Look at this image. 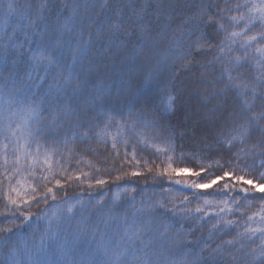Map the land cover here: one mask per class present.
<instances>
[{
  "label": "trees",
  "instance_id": "trees-1",
  "mask_svg": "<svg viewBox=\"0 0 264 264\" xmlns=\"http://www.w3.org/2000/svg\"><path fill=\"white\" fill-rule=\"evenodd\" d=\"M44 2L46 7L41 10V0H0V89L5 100L9 98L8 88L12 86L13 79L17 85H24V94L28 97L44 99L45 107L65 102L77 106L99 92L105 100L120 95L135 104L136 109L146 106L149 112L159 117L171 96L172 107L163 115V122L175 130L174 151L168 153L174 157L173 166L187 167L192 171H200L208 164H213V167L206 168L200 177L156 175L166 166L165 154L145 149L136 143L131 129L117 127L121 121L119 113L127 115V105L121 108L120 105L108 104L101 108L98 102L91 115L100 122V127L109 112L115 116L109 132L117 139L119 155L111 148L109 138L106 145L92 142L96 152L88 151L86 145L77 140L69 156L67 148L58 143L65 133L71 134L67 123L56 130L45 129L35 137L31 147L34 150L35 143H40L39 162L30 167L29 161H22L21 174L11 181L21 193L20 196L16 193L11 195L17 199L21 212L29 214L30 219H17L19 213L12 214L10 209L15 206L6 207L4 198L8 182L0 184V227L13 229L12 233H0V264L13 251L20 264H32L37 258L40 264H103L107 260L104 248L114 247L123 231L124 219L131 222L133 212L141 207L145 211L137 216L138 221L149 217L157 223L162 220L173 226L170 235L182 230L187 233V240L206 242L209 247L201 264H261L254 257L264 246V201L260 199L264 191H255L251 185L229 178L206 189H196L190 184L211 178L209 173L222 176L223 171L231 170L225 164L231 153L216 143L218 118L240 113L243 104L236 89L224 87V70L229 69L233 77H240L250 84L255 82V77L260 75L256 67L260 54L255 49L264 46V38L260 35L264 32V25L254 23L253 31L248 28L245 31L244 19L239 23L230 21L231 16L244 17L245 8L241 0H227V8L226 0H108L103 9L99 7L102 0ZM9 3H12L14 11L8 10ZM73 3L81 6L74 21L67 19ZM142 6L144 18L137 21L135 12ZM202 7L207 8L217 23H201L196 19ZM117 10L120 11L119 16L116 15ZM114 22L122 25L120 31L111 29ZM66 23L70 31L65 28ZM221 23L223 30L219 27ZM138 24L145 25L147 32L142 33ZM124 29H128L130 34L126 35ZM233 31L241 35L227 39ZM249 36H256V41H247ZM198 40L199 48L196 46ZM246 47L247 59L237 64L235 58L244 56ZM34 52L50 56L52 63L45 60L34 68L30 59ZM185 61H189L187 65ZM65 77L71 78L72 86L80 84L75 98L70 99L71 86L57 91ZM6 79L8 88H3ZM248 96L253 112L264 110V85L257 88L255 99H251V92ZM16 107L13 105V110ZM7 114L0 116V122ZM42 115L47 117V112ZM13 119L19 122L20 117L17 115ZM42 122L47 124L46 119ZM259 136L258 131L253 132L249 145L255 143ZM123 139L130 141L127 146L129 153L135 146L137 159L141 161L139 165L130 155L125 158ZM240 147L243 145H237L231 152ZM45 149L57 150L51 157V165L56 178L61 179L62 188L55 186L43 163ZM145 160L153 172L147 170ZM262 160L264 157L249 156L242 161L246 172L237 171L236 174L264 184V180H260V173L264 172V167H260ZM87 161H91L94 167L90 168ZM215 161L225 164V167H216ZM33 167L35 175L30 174ZM62 168L67 169L63 175ZM95 168L100 171H95ZM133 170L142 175L131 176ZM81 171L90 175L81 176L80 180H65L66 175L75 176ZM125 172L129 175H124ZM2 173L3 169H0V181L4 179ZM43 175H49L51 182L41 180ZM116 176H121V179L116 180ZM96 178L108 182L96 185ZM17 179L20 184L16 183ZM177 180L181 183H176ZM89 183L93 185L91 188ZM225 183L229 184L228 189L223 188ZM30 184L37 188V193H32L28 187ZM46 186L54 189L56 199L49 195L45 203L43 194ZM242 187L249 189L247 199L240 191ZM117 194L119 199H114ZM33 195L40 203L35 200L23 203ZM205 200L209 203L205 204ZM237 200L239 203L234 202ZM158 201L164 204V208L159 207ZM69 206H72L71 213L67 212ZM197 207L202 211L195 212ZM53 213L59 219H54L53 229L48 233L51 238L46 237L42 249L37 252L39 238ZM13 219L15 225L7 222ZM229 220L233 224L226 227L224 222ZM213 225L217 227L213 228ZM249 228L259 231L250 233L246 231ZM209 232L213 233L211 240L208 239ZM229 240L237 242L228 245L226 241ZM217 246L221 254L209 255Z\"/></svg>",
  "mask_w": 264,
  "mask_h": 264
},
{
  "label": "snow or ice",
  "instance_id": "snow-or-ice-1",
  "mask_svg": "<svg viewBox=\"0 0 264 264\" xmlns=\"http://www.w3.org/2000/svg\"><path fill=\"white\" fill-rule=\"evenodd\" d=\"M108 0H102L99 7L103 9L107 6ZM46 7L44 0H41L39 8L42 10ZM65 7H69L65 5ZM80 4L73 3L70 6V13L67 17L68 20H73L78 15V9ZM87 7V5L85 6ZM159 7V4H158ZM237 8L240 7L239 4L236 5ZM225 8H227V0L225 2ZM8 10L14 11L12 3L8 4ZM144 7L142 6L139 10L135 12L137 21H142L144 18ZM223 11V10H222ZM251 11V9H250ZM256 11L260 13L258 17H249L245 24V31L248 28V25L254 24L256 20H259L262 25H264V5L260 8H257ZM117 16L120 15V11L117 10ZM207 16V20H205ZM196 19L201 23H217L213 19V16L208 13L207 8L202 7L201 12L197 14ZM231 22L239 23V20H243L244 17L241 15L239 18L237 16H231ZM30 26H35L30 24ZM138 27L141 28L142 33L147 32V28L143 24H138ZM220 29H224V25L219 24ZM67 30V23L65 24ZM111 29L114 31H120L122 25L120 23L114 22L111 25ZM125 34H130L128 29H124ZM240 32H230L227 36V39H233L234 37L240 36ZM261 37L264 38V32L260 33ZM256 36L247 37V41H256ZM235 41L233 40V43ZM197 48L200 47L199 40L196 42ZM221 52L224 51L223 48L220 49ZM229 51H231L229 47ZM257 53L260 54V58L256 60V67L260 75L255 77V82L250 84L249 82L244 81L240 77H233L229 69L224 70V75L226 76L225 88H234L237 90L238 94L242 98L243 108L240 113L230 114L228 117L218 118V139L216 140L217 144L225 147L231 155L225 161V164L229 166L231 170L223 171L222 176H217L214 173H209L211 178H206L203 182H192L191 187L196 189H206L215 185L218 181L229 178L235 180L237 183H242L243 185H251L255 191H262L264 185L255 182L253 179H246L245 175L236 174L246 172V166L242 165V161L246 160L249 156H260L264 157V110L260 112L252 111V103L249 99L248 93H252L251 99H255L257 95V88L260 85H264V46L257 47L255 49ZM247 47L245 48L244 56L236 57L235 62L240 64L242 61L247 59ZM34 68L38 67L45 60L48 63H52V58L50 56L44 55L43 52H34L30 57ZM189 61H185L187 65ZM31 73L29 74V79H31ZM71 86L72 88V98H75L80 91V84L77 83L75 86H72L71 78L65 77L63 85H59L57 91L59 92L64 87ZM3 88H8L7 79L3 85ZM7 100L4 99L3 90L0 89V116H3V113L7 112V116L3 117V122H0V169H3V180L0 181V184H3L4 181L8 182V187L5 191L4 198L6 200V207L8 205L15 206L14 209H10L13 215L17 216V219L23 218L24 220L30 219V215L23 213L20 210V205L17 199L13 198L11 193H16L17 196H20L21 193L14 186L11 181L13 177L19 176L21 174V163L22 161H29L30 167L34 166L39 162L41 157V145L37 141L35 143V149L31 147L34 138L39 136L45 131V129L56 130L62 128L66 123L70 125L71 134L65 133L62 140L58 143H62L68 150V155L71 156L75 147V143L79 140L81 143L85 144L88 151L96 152V149L93 148L92 142L95 141L97 144H107L109 138L111 139V148L117 150V139L115 136H111L109 128L111 127L112 121L115 119V116L112 112L107 114L106 120L103 122V126L100 127V122L95 120L91 115V110L93 107L99 106L101 108L106 107L108 104L120 105L121 108L127 105L128 112L125 116L123 113H119L121 116V121L117 123L118 129H131L133 135L136 138V143L144 146L145 149H154L157 153L165 154V163L166 166L156 173V175H167L171 178V175H180V174H189L195 177H200L201 173L206 170V168L213 167V164H208L206 168L201 167L200 171H192L191 169L184 167H174V157L171 154H168L170 151H174L173 138L175 136V130L169 129L168 125L163 122V115L171 110L173 97L169 96L167 104L164 109L161 110V115L157 117L154 113H151L145 107H140L136 109L135 104L127 101L120 95H117L114 99L109 97L105 100L104 96L99 92L94 93L92 96L86 98L82 103L77 106H73L69 102L63 104L57 103L55 106L45 107L46 101L44 99H35L34 97H28L24 94V85H17L16 81L13 79L12 86L8 88ZM13 105L17 107L13 110ZM47 112V117H44L42 114ZM115 112V108H113ZM19 115V122H16L13 118ZM47 120V124H44L42 121ZM139 126V127H137ZM258 131L260 133L259 138L255 143L249 145V139L253 132ZM161 143H157V141ZM121 143L125 146V158L129 155L132 160L136 162L137 165L141 163L137 159L136 148L132 147V151L129 153L127 151V146L130 144L128 139H123ZM11 145V156L9 155V146ZM237 145H243L236 152H231V149ZM56 149H45L43 152V163L47 166V172L51 174L52 178L55 181V186L57 188H62L63 184L61 179L56 178V173L52 171L51 157L56 152ZM116 154L119 155V151H116ZM83 159V157H81ZM79 162V161H77ZM88 166L94 167L91 161H87ZM145 166L149 172H153V168L148 164V161H144ZM216 167L223 169L225 164H221L219 161L214 162ZM11 165V167H9ZM260 167H264V160L261 161ZM95 171H100L99 168H95ZM67 172V169H61V174ZM35 175L34 167L33 171L30 173ZM90 173L81 171L80 174L73 176L68 174L65 176L66 181H71L72 179L80 180L81 176L88 177ZM124 175H129L125 172ZM133 177L141 176L142 173L136 170L131 171L130 173ZM116 180H120L121 176H116ZM41 180L50 183L49 175H43ZM260 180H264V172L260 173ZM108 181L103 178H96V185H104ZM17 184H20L19 179L16 180ZM176 183H181L177 180ZM90 188L93 186L91 183L88 185ZM32 193H37V188L33 185H29ZM235 189V185L232 186ZM224 189L229 188V184L225 183L223 185ZM127 191V189H125ZM244 193V198L247 199V194L249 192L248 188L242 187L240 189ZM44 195V202H47V197L51 195L53 200L56 199V193L52 187L46 186V192ZM114 199H119L117 194ZM134 199V198H133ZM187 199V198H185ZM260 199L264 201V196H261ZM30 200H35L36 203H40V200L36 198V195L30 197V199H24L23 203L28 204ZM239 203V201H234ZM160 208H164L162 202H157ZM209 201L205 200V204ZM149 208L151 206H148ZM145 211L144 207L136 209L132 216L133 219L131 222L127 218L123 221V231L119 235V238L115 241L114 247L109 249L108 247L104 248V255L107 257V260L103 264H201V261L204 259L205 250L209 247L205 242L201 244L200 241H189L186 239L187 233H184L182 230H176L174 235L173 226L170 223L165 221H159L158 223L154 218L149 217L147 220L138 221L136 218ZM201 208L197 207L195 212H201ZM67 212H72V206L67 208ZM39 219V217H38ZM58 220L59 217L56 213H53L52 217L47 219V226L39 238V246L37 247V252H39L44 243L45 238L48 237V233L53 229V221ZM202 219V218H201ZM249 220L252 219L251 216L248 217ZM8 223L15 225L16 221L8 220ZM107 223V222H106ZM225 226H231L233 221H225ZM217 225H213V228H216ZM247 232L255 233L259 231L258 229H247ZM13 229L10 227H0V233H12ZM212 232H209L208 239H212ZM238 235H244V233H239ZM49 239L51 237H48ZM7 242L6 240L4 241ZM237 241L229 240L226 241L228 245H234ZM103 243V240L101 241ZM109 243H112L110 240ZM254 251V250H253ZM221 254V249L217 246L216 249H213L209 255ZM234 259V257H233ZM254 259L260 260L261 264H264V246L261 247V250L258 254L255 255ZM2 264H20V262L15 259V252L9 257H7ZM32 264H40L39 259L37 258L32 262Z\"/></svg>",
  "mask_w": 264,
  "mask_h": 264
},
{
  "label": "rangeland",
  "instance_id": "rangeland-1",
  "mask_svg": "<svg viewBox=\"0 0 264 264\" xmlns=\"http://www.w3.org/2000/svg\"><path fill=\"white\" fill-rule=\"evenodd\" d=\"M243 3V6L245 8V14H244V23L246 24L249 17H258L260 13L256 11L257 8H260L262 5H264V0H241ZM251 9V11H250ZM254 23H260L259 20H256ZM252 24L248 25V30L253 31ZM264 185V184H262ZM264 191V189H262Z\"/></svg>",
  "mask_w": 264,
  "mask_h": 264
}]
</instances>
